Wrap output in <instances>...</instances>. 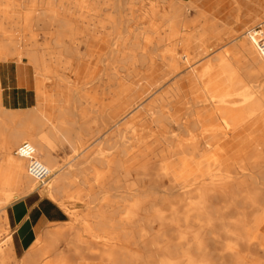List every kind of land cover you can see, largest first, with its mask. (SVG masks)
Here are the masks:
<instances>
[{
	"label": "bare ground",
	"instance_id": "6f19581e",
	"mask_svg": "<svg viewBox=\"0 0 264 264\" xmlns=\"http://www.w3.org/2000/svg\"><path fill=\"white\" fill-rule=\"evenodd\" d=\"M157 1L159 7L165 9L164 12L146 11L144 6L150 0H0V65L19 66L29 71L32 87L37 89L40 81L51 88L58 84L68 89L76 96L78 104H86L85 109L79 110V115L89 111L101 120L100 123L92 122L95 124L93 130L82 124L80 131H85L84 137L81 136L75 143L70 128L74 123L68 124L60 119L63 112L59 109L55 116L58 121L51 123L41 104L23 110L0 107L1 116L9 119L17 115L19 121L23 118L27 121L11 129L4 128L0 122V135L2 130L6 131L5 138L0 137L6 167L17 172L10 186L0 190V211L1 206L19 196L18 192L27 195L37 183L27 175L25 160L12 155L13 146L20 141L28 142L37 158L48 168L49 178L37 185L45 187L44 193L54 200L68 196L88 201L95 199L96 195L84 191L88 182L98 177L96 171H91L94 166L114 164V171L105 176L107 185L101 189L120 192L117 196L125 199L129 195L126 187L139 191L140 187L146 188L150 183L154 185L153 181L161 179H169L175 187L180 186L185 159L198 164L195 165L198 167L212 158V147L206 142L203 145L186 143L181 135L173 136L172 124L178 132L183 131L180 120L170 115L171 103L180 98V88L176 83L170 96L165 91L146 106L142 105V100L153 90L162 89L179 75L178 71L168 68L162 52L167 50L168 41L176 36L183 21H187L185 10L197 7L192 0ZM143 13L147 16L141 17ZM154 20H157L158 26ZM211 25L209 31L215 34L213 23ZM134 28L136 30L132 32ZM151 33L155 35L154 39H151ZM45 43L75 60L70 78L43 75L37 52ZM238 46L250 73L264 78V62L246 32L245 39ZM155 66L164 74L154 79L146 77V72ZM99 87V93H96ZM39 90L42 95L46 93L44 89ZM33 96L36 99L35 93ZM183 113L193 116V112L186 107ZM43 127L47 128L46 132ZM197 127L193 121L189 130L195 131ZM154 135L159 139L154 138L148 145L147 140ZM54 140L67 143L72 150L65 169L51 153L50 143ZM132 142L140 148L128 154ZM233 154L222 163L220 172L217 170L219 173L216 171L210 176L209 185L184 192L179 200L189 201L184 213L177 211L178 205H170V214L164 216L158 214L156 205L141 202V199L121 205L106 204L79 219L83 223L92 221L94 228L88 232L96 240L101 237L93 233L94 230L99 231L105 236L104 243L93 249L91 245H83L82 235L76 233L73 241L67 244V250L78 255H81L80 249L85 250L83 254L90 257L98 255L104 264H148L146 261H130L131 255L126 247L131 245L149 250L151 257L156 259L155 264H248V257L263 260L264 248L254 239L250 229H260L262 233L264 227V142H254L248 151L235 159H232ZM176 157L181 158L174 160ZM127 162H137L140 166L137 170H126L124 164ZM151 162L156 164L155 169L148 168ZM120 169L123 174H120ZM131 172L136 183L126 186ZM240 173L246 179H242L239 185L230 186L227 192L219 187L222 182L218 184L215 181L223 174L237 176ZM100 181L102 183V178ZM248 181L250 190L247 189ZM193 194L197 198L190 202ZM136 196L140 198L143 194ZM133 211L145 215L154 213L155 216L141 223L140 220H133ZM228 212L232 215L229 216ZM112 216L119 219L113 222L110 220ZM2 221L0 217V224ZM135 224L145 225L146 228L135 229L132 227ZM126 225L129 228H125ZM152 225H158L159 229H152ZM63 232V229H58L57 233L45 232L44 237L37 241L39 245L24 256L22 264H35L36 259L53 252ZM116 242L120 245L111 246ZM216 247L218 252L214 250ZM64 257L65 253L56 256L54 261L66 264L64 259L67 257Z\"/></svg>",
	"mask_w": 264,
	"mask_h": 264
},
{
	"label": "rangeland",
	"instance_id": "374dc122",
	"mask_svg": "<svg viewBox=\"0 0 264 264\" xmlns=\"http://www.w3.org/2000/svg\"><path fill=\"white\" fill-rule=\"evenodd\" d=\"M192 1L194 2V0ZM157 2V0H150V2L145 4L144 9L146 11L153 9L155 12H157L156 10L164 12L165 9L159 7ZM195 4L197 6L196 8L188 7L185 10L187 21L185 22L186 19L183 21L181 27L177 30L176 36L168 41L167 50L162 52V57L165 59L168 68L175 72L178 71L179 75L175 79L167 82L162 89L153 90L148 97L142 100V105L146 106L152 99L162 95L165 91L167 92V96H170L169 94L173 92L172 90L176 83L180 88V98L171 103L172 110L170 111V115L180 120L183 131L178 132L177 127L172 124L173 136L177 137V135H181L182 138L179 137L186 143L196 142L203 145L206 142L212 147L210 150L212 158H210L208 162L197 167L195 165L198 164H192L183 157L186 162L182 163L184 169L181 172V174H183V180L180 186L175 187L170 183L169 179H161L162 181H153L154 185L150 183L151 186L148 185L146 188L140 187L141 189L139 191H133L130 187H126L127 189H125V191L129 192V195L125 196V199L121 196H117L121 194L120 192H106L101 189L108 183L105 176H108L110 172L114 171L113 163L92 167L91 171H96L98 173L97 178L100 179L98 180L96 178L90 180L84 187V191L96 195V198L89 201L74 196L60 199V201L69 208L68 215L66 214L65 218V222L68 223L60 226L52 224L46 226L52 229L50 232L63 229V236L57 241L55 250L36 259L37 261L35 264H54L56 263V260L54 261L56 256L58 257L64 253V258H68V260H66L67 258L64 259L66 264H78L80 262L101 263L98 255L90 257L85 253L83 254L85 250L80 249L81 255L72 254L71 251L67 250V244L73 241V236L76 233L82 235L81 239L83 245H91L93 249H98V246L104 243L105 236L100 234L99 231L94 230L95 233H93V235L101 237L96 240L91 236L92 233L88 232L94 228V223L92 221L83 223L82 221L80 222L79 219L82 220L85 215L88 213L90 214V212L94 213L97 209L100 210L101 206L103 207L106 204L121 205L123 203H134L135 201L138 202L141 200V202L156 205L160 211H158V214L161 213L164 216L169 215L170 205H178L177 211L182 214L185 212V205L189 201L179 202V200L186 191L192 188L209 185L212 178L210 176L216 173L217 170L220 172L219 169L222 163L227 160L233 152L232 159H235L248 151L249 148L254 145V142H264V78L250 73L246 64V58L238 46V44L245 39V32L250 27L259 23L264 29V0H196ZM146 14L141 17H146ZM153 22L154 24L158 23L157 20ZM212 23L216 31L215 34L209 31ZM136 27H138V25ZM135 28L132 32L137 29ZM151 35L153 36L151 37ZM150 37L154 39L155 35L151 33ZM37 54L41 64L44 63L50 69V71L47 72L48 77L63 75L66 78H70L72 76L76 62L72 58L65 56L60 49L51 48L48 43H45L43 48L38 50ZM163 74L164 72H161L160 68L155 66L151 68L150 71L146 72V77L154 79L159 78ZM43 75L46 76L45 73H43ZM55 85L56 86L51 88V86H47V84L42 81L38 82L39 89H44L46 93L42 95L39 89L33 87V93H35L37 97L35 99L36 104L34 103L31 107L35 108L37 104H41L42 108L52 109L53 111L47 115V119L50 120L51 123L58 121L55 120V116L57 115L58 109L61 110L63 115L60 116V119H64V122L68 124L74 123L73 126H70V128H72L71 138L77 143L81 136L84 137L85 131H80L82 124L88 126L90 130H93L95 128V124L93 123H100L101 120L98 119L95 114L89 113V111L84 115H79V110L85 109L86 104L84 102L83 104H78L75 98L76 96L74 97L71 91L68 89L62 90V86L58 84ZM100 88L101 87L96 88V93H99ZM185 107L193 112L192 117L183 115ZM21 120L22 121H19L17 115L11 116L9 119H7L6 116L0 115V122L4 124V128H18L20 122L22 124L27 122L25 118ZM193 121L197 123L198 127L195 131H190L189 129ZM43 130L46 132L47 128L43 127ZM186 131L189 132L186 133ZM1 132L0 137L5 138L4 134H6V131L2 130ZM154 138L159 139V136L154 135V137H150L147 140V144L150 145ZM136 144L135 142L130 144L128 154L131 153V151L135 153L139 150L140 147ZM15 146L13 147L15 148ZM155 147H157L156 149L159 148L158 146ZM50 148L58 164L64 166L63 169H65V164L72 155L70 146L65 142H60L58 140L55 142L54 140L50 143ZM13 150L12 155L14 154ZM111 152L113 154L115 153L114 151ZM113 156L116 155L114 154ZM14 157L16 156L14 155ZM178 158L181 157H176L174 160H178ZM213 160L214 162H211ZM228 163H225V165ZM124 166L126 170H137L140 163L127 162ZM148 168L151 170L155 169L156 164L151 162L148 164ZM120 171V174H123V170L120 169ZM16 173V171L9 170L6 167L4 154L0 149L1 191L4 190V187L10 186L9 184L12 182ZM241 175L242 173L237 176H227L223 174L218 176L219 180L215 181L218 184L222 182L223 184H219V187L222 188L224 192H227L230 186H233V184L239 185L246 179ZM129 177L126 186H132V184L136 183L135 176L132 172ZM101 178L102 183L104 181L103 184L100 181ZM97 181L99 182L97 183ZM249 184L250 181L247 183L248 190H250ZM34 185L32 190L33 193L43 198L48 197L52 199L49 195L44 193L43 189L45 187H39L37 183ZM1 191L0 196H2ZM18 193L19 196L13 201L26 195V193ZM139 193H142L146 199L143 198V196L140 198L136 196L135 198V195ZM130 196L134 197L132 198ZM137 198L139 199L137 200ZM196 198L194 194L191 195L190 202H193ZM132 213L134 214L133 220H140L141 223L149 221L155 216L154 213L146 215L144 213H137V211H133ZM228 215L231 216L232 213L228 212ZM118 219L119 217L117 216L110 217V220L113 222H116ZM262 223L264 225V217ZM157 226L158 225H152V229H159ZM124 227L129 228L127 225ZM132 227L135 229L146 228V226L142 224H135ZM8 235V228L5 225L1 226L0 264H18L8 259L5 245V239ZM261 235L264 237V227ZM257 240H260V236L257 237ZM38 245L39 242H36L32 248ZM119 245L120 243L116 242L112 243L111 246ZM126 248L131 255L130 261L137 262L140 260L141 262L146 261L148 264H155L156 259L151 257L149 250L141 246L135 247L132 245ZM214 250L218 252L219 248L216 247ZM243 253H245V251ZM246 260L248 264H250V262H255L253 264H264V259L262 260L256 257H248ZM20 264H22V261Z\"/></svg>",
	"mask_w": 264,
	"mask_h": 264
},
{
	"label": "crops",
	"instance_id": "0c3cea01",
	"mask_svg": "<svg viewBox=\"0 0 264 264\" xmlns=\"http://www.w3.org/2000/svg\"><path fill=\"white\" fill-rule=\"evenodd\" d=\"M194 3H196V0H194ZM42 69L46 75L50 71L44 63H42ZM62 90H65V88H62ZM34 103L31 73L19 66L0 65L1 108L23 110L30 108ZM43 110L46 117L53 111L45 107ZM47 198L31 192L5 205L0 211V217L3 218L0 228L5 225L9 230V235L5 239L8 259L20 264L36 242L44 237L45 232L52 230L47 228V225L60 226L68 223L65 222V218L66 214L68 215L69 208L60 200L54 201ZM250 231H252L254 239L264 248V237L261 235L260 229L255 231L251 228ZM53 233H57V230ZM258 236H260V240H257ZM253 263L250 262V264ZM78 264L104 263L80 262Z\"/></svg>",
	"mask_w": 264,
	"mask_h": 264
},
{
	"label": "built area",
	"instance_id": "2783aa9c",
	"mask_svg": "<svg viewBox=\"0 0 264 264\" xmlns=\"http://www.w3.org/2000/svg\"><path fill=\"white\" fill-rule=\"evenodd\" d=\"M246 34L253 42L259 56L264 62V30L260 24L250 27ZM14 155L25 160L27 175L35 182L42 184L46 181L50 172L47 167L37 158L33 147L28 142H20L13 150Z\"/></svg>",
	"mask_w": 264,
	"mask_h": 264
}]
</instances>
